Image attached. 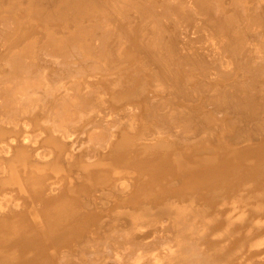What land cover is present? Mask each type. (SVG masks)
<instances>
[{"label": "bare ground", "instance_id": "1", "mask_svg": "<svg viewBox=\"0 0 264 264\" xmlns=\"http://www.w3.org/2000/svg\"><path fill=\"white\" fill-rule=\"evenodd\" d=\"M0 264H264V0H0Z\"/></svg>", "mask_w": 264, "mask_h": 264}, {"label": "rangeland", "instance_id": "2", "mask_svg": "<svg viewBox=\"0 0 264 264\" xmlns=\"http://www.w3.org/2000/svg\"><path fill=\"white\" fill-rule=\"evenodd\" d=\"M123 180H124V181H126V178H125V179H123ZM214 191H216V192H217V193H216L217 195L219 194V193H218V191H219V189H218V188H216ZM218 196H219V195H218ZM215 203H216V202H215ZM16 210H17V209H15V211H16ZM13 238H14V237H13ZM13 238H10V239H9V240H7V242H5V243H8V242H10V241L14 242V240H15V239L13 240Z\"/></svg>", "mask_w": 264, "mask_h": 264}]
</instances>
